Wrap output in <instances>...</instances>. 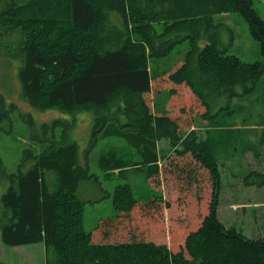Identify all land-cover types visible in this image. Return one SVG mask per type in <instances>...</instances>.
Masks as SVG:
<instances>
[{"label":"trees","instance_id":"16d2710c","mask_svg":"<svg viewBox=\"0 0 264 264\" xmlns=\"http://www.w3.org/2000/svg\"><path fill=\"white\" fill-rule=\"evenodd\" d=\"M230 11L244 18L263 59L244 61L221 44L214 16ZM184 41L177 63L155 74V60ZM0 57L21 59L17 80L28 106L92 111L86 152L100 139L120 140L101 149L95 163L104 179L125 181L110 194L114 218L87 229L77 189L93 174L78 164L73 123L58 118L40 131L32 127L17 173H5L3 243L43 242V264H264V234L248 237L218 215L222 177L210 139L197 128L182 130L194 112L205 131L219 127L234 112L233 97L251 91L264 73V18L252 0H0ZM163 85L165 105L156 107L157 91L150 106L146 96ZM13 111L21 112L18 104L0 92V133H11ZM21 113L30 124L31 115ZM237 176L243 185H264V171ZM163 184L165 198L154 188ZM187 207L193 215L179 213ZM137 218L161 233L119 240L118 225Z\"/></svg>","mask_w":264,"mask_h":264},{"label":"rangeland","instance_id":"374dc122","mask_svg":"<svg viewBox=\"0 0 264 264\" xmlns=\"http://www.w3.org/2000/svg\"><path fill=\"white\" fill-rule=\"evenodd\" d=\"M252 4L258 15L264 18V1L252 0ZM214 18L220 22L217 32L220 34L221 44L228 47L229 54L233 53L244 61L263 59L260 43L251 37L246 21L238 12L221 13L215 15ZM186 46V41L178 43L172 53L156 59L158 64L155 72L161 73L177 59L179 60L183 56ZM5 59L7 58L0 57V92L7 102H15L21 112L30 114L32 118H30L31 123L29 124L22 117L21 112L13 111L11 133H0V160L4 169V173L0 169V196L9 184L8 176L5 173H17L22 163L23 151L28 147V144H31V128L35 126L36 131H40L42 123H50L53 119L61 118L73 123L69 133L79 145L78 164L84 167L88 165L89 172L93 174L92 181L80 182L77 189L78 195L85 201L83 222L86 228L91 229L99 221L114 218L110 194L118 182L125 181L122 178L104 179L102 171L96 166L95 159L101 149L120 145V140L113 137L100 139L91 151L86 152L87 142H89L92 133L91 128H93L95 121L93 112L81 110L72 115L55 107L42 111L28 106L20 97V84L17 80V71L21 59ZM167 89L166 85L156 88V91L146 96V101L151 106V100L155 97L156 92L161 91L153 101H155L157 108H162L168 96ZM237 90L242 92L243 87L237 86ZM227 104V99H224L219 106ZM230 105L234 112L231 116L222 117L218 123L219 127H209L206 131L205 128L199 130L201 136L205 135L210 139L220 164L222 191L218 202V215L225 226H235L248 237L261 236L264 234V185L262 187L243 185L241 178L237 175L247 173L250 168L260 172L264 171V73L256 81V85L251 91L241 96H234ZM199 114V112H194L192 121L183 125L182 130L188 131L191 126L196 127V124L199 123L203 125V120ZM261 136H263L262 142ZM159 147L162 153L168 152L167 141L161 140ZM249 147L253 149L258 147L260 154L253 157L252 150L244 151L245 148ZM29 165L30 162L26 160L22 169L26 170ZM137 182L140 192H147L146 182L142 178L138 179ZM150 185L153 186V183ZM154 188L158 189L157 191L162 193L165 198L166 193L163 192V189L166 187L164 184L162 186L156 185ZM181 210H184L183 216L193 215L191 207H187L186 210L181 208L180 214ZM114 220L110 221L113 222ZM150 228V223L145 227L144 223L137 218L131 224L118 225L117 232L120 237L117 238L119 240L130 236L150 238L153 233L154 235L161 233L157 226L153 233H151ZM44 249L43 242L9 245L0 239V264H43L45 262Z\"/></svg>","mask_w":264,"mask_h":264},{"label":"crops","instance_id":"0c3cea01","mask_svg":"<svg viewBox=\"0 0 264 264\" xmlns=\"http://www.w3.org/2000/svg\"><path fill=\"white\" fill-rule=\"evenodd\" d=\"M179 59H180V58H179ZM177 61H178V59H177L174 63H177ZM156 74L158 75L159 73L156 72ZM203 123H204V122H203ZM196 125H197L196 127L191 126L190 128H197L198 130H200V129H204V128H205V127H204L205 125H202V124L200 125V123H199V124H196ZM199 135H200V134H199ZM200 137H206V136H205V135H204V136H201V135H200Z\"/></svg>","mask_w":264,"mask_h":264}]
</instances>
